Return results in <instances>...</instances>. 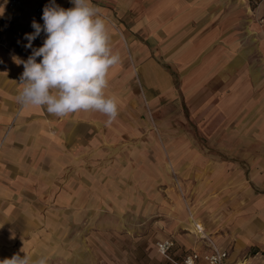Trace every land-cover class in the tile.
<instances>
[{
    "label": "crops",
    "instance_id": "crops-1",
    "mask_svg": "<svg viewBox=\"0 0 264 264\" xmlns=\"http://www.w3.org/2000/svg\"><path fill=\"white\" fill-rule=\"evenodd\" d=\"M21 2L0 0V260L26 254L46 264H88V247L72 236L78 213L49 206L62 199L96 203L99 210L81 211V218L118 217L127 228L132 216L171 212L175 234L159 239L175 240L174 258L209 250L193 218L227 251L223 264H264V0H92L121 56L108 75L106 93L118 100L110 125L99 112L57 117L17 102L24 68L13 56L31 55L25 34L34 32L33 20L43 25L51 0ZM55 4L73 7L71 0ZM44 39L42 32L33 47ZM179 95L195 107L193 135L147 129V115L137 111ZM137 115L146 128H135ZM74 146L81 158L73 180ZM61 155L65 177L57 193ZM171 167L183 181L207 170V201L204 184L193 181L199 205L190 213L167 195ZM45 201L48 208L39 209Z\"/></svg>",
    "mask_w": 264,
    "mask_h": 264
},
{
    "label": "clouds",
    "instance_id": "clouds-1",
    "mask_svg": "<svg viewBox=\"0 0 264 264\" xmlns=\"http://www.w3.org/2000/svg\"><path fill=\"white\" fill-rule=\"evenodd\" d=\"M71 3L73 7L65 9L51 0L43 8V25L32 21L34 32L24 37L28 41L24 47L32 49L31 55L27 60L13 56L24 68L16 100L22 107H43L57 117L99 112L110 125L118 116V100L106 93L108 75L121 63V56L113 52L107 23L92 0ZM3 13L0 5V16ZM42 32L43 44L34 48L33 41ZM37 58L42 59L37 62ZM0 264H46V259L14 254Z\"/></svg>",
    "mask_w": 264,
    "mask_h": 264
},
{
    "label": "rangeland",
    "instance_id": "rangeland-1",
    "mask_svg": "<svg viewBox=\"0 0 264 264\" xmlns=\"http://www.w3.org/2000/svg\"><path fill=\"white\" fill-rule=\"evenodd\" d=\"M171 73L174 77L176 76L173 68H171ZM142 112H145V115H147V129L153 131L163 130L173 134L176 131H184L192 136L193 132L197 130L196 121H193V118H195V107L187 105L180 95L173 99H161L160 103H156L155 105L147 104V111L139 110L137 114ZM145 123L146 119L144 115L140 117L137 115L134 126L135 128H146ZM80 144H83V141H79L75 146H79ZM204 144L207 146L206 143H203V145ZM75 146L71 154L73 180L77 177L81 158V153ZM56 168V183H61V187H57V193H59L62 191V183L65 177L63 155L59 158L57 157ZM169 174L171 176L170 182L172 185L169 184V187H166L167 195L169 198L173 199V202L175 198L181 202L183 201L182 203L185 211L190 213V210L197 209L199 205L197 200L192 202V195H194L196 191L194 185H192L193 181L197 184H204V186H202L203 188H201V195L205 198L204 201H207L208 178L206 169L200 171V174L196 172L193 180L192 176L189 175L188 178H186L187 180L183 181L172 167L169 168ZM205 202L203 203L204 205L201 206L202 209L206 207L207 203ZM34 205L36 208L37 203H34ZM38 205L39 209L48 208L47 201L39 202ZM49 206L50 208L54 207L59 210L72 208V211L78 213L76 219H72V225L75 226V229L72 231V236L75 238L73 241L77 243L80 242L82 238V245L85 243L84 247H88V252L91 255L88 264H172L166 258L160 256L158 252H156L157 250L155 247V242L159 237L174 236L175 234L170 231L176 218L171 212L168 213V216H162L152 212L153 216L149 218L132 216L129 218L131 225L127 228L122 226L118 217H101L99 214L98 216H93L91 219L81 218V211L99 210L98 207H100V205H96V203L85 202L82 204L77 201L65 203L62 199H57L55 202H50ZM105 208L110 210V207ZM171 211L174 213L176 210L172 207ZM98 213L99 212H96L95 215ZM103 215L110 214L107 213ZM182 221L183 223L186 222V217H184ZM198 222L200 224L203 223L201 221ZM180 232L185 231L180 230ZM203 233L208 235L206 231H203ZM249 252H252V249Z\"/></svg>",
    "mask_w": 264,
    "mask_h": 264
},
{
    "label": "built area",
    "instance_id": "built-area-1",
    "mask_svg": "<svg viewBox=\"0 0 264 264\" xmlns=\"http://www.w3.org/2000/svg\"><path fill=\"white\" fill-rule=\"evenodd\" d=\"M21 3V0H7L6 4L8 7H12L20 5ZM35 13L36 15H41L42 8L36 7ZM195 227V230L199 234L197 235L195 231V235L204 240L206 245L209 247L208 251L200 252L198 250H191L180 258H174L171 255V251L176 246V242L171 237H164L155 242L157 252L172 264H223L225 258L227 257V251L220 249L209 234L204 235L202 233L203 226H201V224L196 223Z\"/></svg>",
    "mask_w": 264,
    "mask_h": 264
},
{
    "label": "bare ground",
    "instance_id": "bare-ground-1",
    "mask_svg": "<svg viewBox=\"0 0 264 264\" xmlns=\"http://www.w3.org/2000/svg\"><path fill=\"white\" fill-rule=\"evenodd\" d=\"M189 222L192 224V225H195L196 224V222L194 221V219L193 218H190L189 219ZM202 233H203V231H202ZM198 234V233H197ZM204 234V233H203ZM199 235V234H198ZM205 235V234H204ZM244 262H240L239 264H243Z\"/></svg>",
    "mask_w": 264,
    "mask_h": 264
}]
</instances>
